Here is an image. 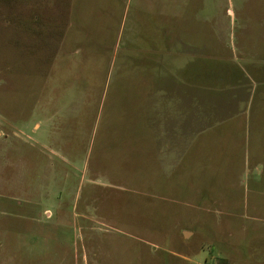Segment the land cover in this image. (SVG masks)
I'll return each instance as SVG.
<instances>
[{"label": "rangeland", "instance_id": "374dc122", "mask_svg": "<svg viewBox=\"0 0 264 264\" xmlns=\"http://www.w3.org/2000/svg\"><path fill=\"white\" fill-rule=\"evenodd\" d=\"M116 11L87 83H45L65 51L55 25L33 77L0 86V264H264V144L246 140L241 117L264 112V80L246 101L237 87L240 51L264 69V0H117ZM168 76L197 97L179 105L183 120L197 109L199 134L174 154L147 126Z\"/></svg>", "mask_w": 264, "mask_h": 264}, {"label": "crops", "instance_id": "0c3cea01", "mask_svg": "<svg viewBox=\"0 0 264 264\" xmlns=\"http://www.w3.org/2000/svg\"><path fill=\"white\" fill-rule=\"evenodd\" d=\"M10 2L14 3L13 11L9 6ZM8 3L0 2V86L18 85L22 78L26 80L33 77L34 67L38 63L36 50L40 47V57L46 56L47 45L51 40L49 35L55 25L61 27L58 49L65 50L61 53L62 60L67 59L69 65L65 68L61 66L62 72H54L55 60H62L51 53V61L45 71V77L48 78L45 83L75 74V80H80L75 85H82L87 83L85 78L91 70H101L99 62L111 51V44L109 46L107 39L111 43L112 33L118 31L117 0H9ZM59 13L65 15L64 22L58 19ZM247 55L246 49L239 53L240 61L244 63L239 68V101H246L247 92L252 86L264 80V69ZM99 76L102 77L101 72ZM168 77L166 81L158 78V105L155 110L153 103L156 95L152 98L148 96V107L152 105L150 113L153 115H149L147 126L158 132L164 141V148L174 154L181 142L194 140L199 134L197 109H189L188 115L184 112V116L189 119L183 120L179 105L183 97L189 99V104L193 99L197 100V97L190 91L189 81L181 80L180 77L178 80L174 76ZM171 85L175 87L174 92L163 93V89L166 87L165 91H168ZM241 115L246 140H252L256 147H260L264 144V126L261 125V120L264 122V112H248L246 109Z\"/></svg>", "mask_w": 264, "mask_h": 264}]
</instances>
